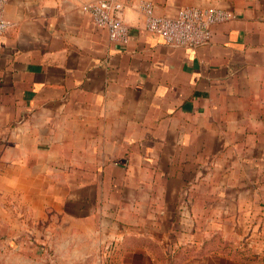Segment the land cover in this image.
<instances>
[{
	"label": "crops",
	"instance_id": "0c3cea01",
	"mask_svg": "<svg viewBox=\"0 0 264 264\" xmlns=\"http://www.w3.org/2000/svg\"><path fill=\"white\" fill-rule=\"evenodd\" d=\"M97 1L6 0L0 183H63L76 215L107 223L102 246L122 251L162 245L189 192L201 216L209 204L264 215V0H119L127 43L94 23ZM144 1L236 17L208 44L172 46L145 30Z\"/></svg>",
	"mask_w": 264,
	"mask_h": 264
},
{
	"label": "rangeland",
	"instance_id": "374dc122",
	"mask_svg": "<svg viewBox=\"0 0 264 264\" xmlns=\"http://www.w3.org/2000/svg\"><path fill=\"white\" fill-rule=\"evenodd\" d=\"M40 178L0 183V264H264V229L249 231L254 219L263 227L264 215H217L209 204L201 216L189 192L178 199L182 227L160 233L162 245L133 241L122 251L102 246L104 224L76 215L79 208L62 199L63 183Z\"/></svg>",
	"mask_w": 264,
	"mask_h": 264
},
{
	"label": "built area",
	"instance_id": "2783aa9c",
	"mask_svg": "<svg viewBox=\"0 0 264 264\" xmlns=\"http://www.w3.org/2000/svg\"><path fill=\"white\" fill-rule=\"evenodd\" d=\"M6 0H0V37L11 22L5 16ZM145 30L159 35L172 46L197 48L212 40L213 27L219 23L230 21L236 14L226 8L185 6L174 16L159 15L151 1L142 4ZM88 10L94 23L106 28L113 41L127 43L130 38V27L123 17L124 5L119 0H98Z\"/></svg>",
	"mask_w": 264,
	"mask_h": 264
}]
</instances>
